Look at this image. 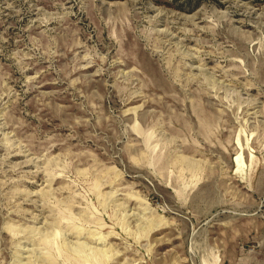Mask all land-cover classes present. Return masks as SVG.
<instances>
[{"label": "rangeland", "instance_id": "1", "mask_svg": "<svg viewBox=\"0 0 264 264\" xmlns=\"http://www.w3.org/2000/svg\"><path fill=\"white\" fill-rule=\"evenodd\" d=\"M0 264H264V0H0Z\"/></svg>", "mask_w": 264, "mask_h": 264}]
</instances>
